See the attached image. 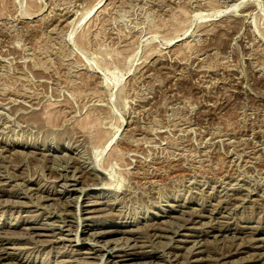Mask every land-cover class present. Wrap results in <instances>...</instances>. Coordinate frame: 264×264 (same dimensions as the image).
<instances>
[{
    "label": "rangeland",
    "instance_id": "rangeland-1",
    "mask_svg": "<svg viewBox=\"0 0 264 264\" xmlns=\"http://www.w3.org/2000/svg\"><path fill=\"white\" fill-rule=\"evenodd\" d=\"M0 255L264 264V0H0Z\"/></svg>",
    "mask_w": 264,
    "mask_h": 264
},
{
    "label": "bare ground",
    "instance_id": "bare-ground-1",
    "mask_svg": "<svg viewBox=\"0 0 264 264\" xmlns=\"http://www.w3.org/2000/svg\"><path fill=\"white\" fill-rule=\"evenodd\" d=\"M101 3V2H100ZM96 6H98V5H96ZM227 10V9H226ZM89 12V11H88ZM115 73H113L112 75H114ZM116 77V76H115ZM114 78V77H113ZM96 89V88H95ZM91 91V90H90ZM98 91V90H97ZM95 93H96V91H94ZM93 92V93H94ZM89 93V92H88ZM92 93V94H93ZM95 93L93 94V95H95ZM73 94V93H72ZM78 94H79V92H78ZM91 94V93H90ZM77 95V94H76ZM98 95V94H97ZM80 96V95H79ZM99 98V97H98ZM85 101V100H84ZM98 102V101H97ZM85 104V103H84ZM94 104V103H93ZM64 105V104H63ZM83 105V104H82ZM56 106V105H55ZM55 106H53V107H55ZM50 108V107H49ZM48 108V109H49ZM55 108H57V107H55ZM58 109V108H57ZM56 109V110H57ZM63 109V108H62ZM91 109V108H90ZM59 110V109H58ZM57 110V111H58ZM64 110V109H63ZM52 111H53V108H52ZM51 110H49L46 114H44V115H42L43 117H41V119L42 120H44L47 124H49L50 126L49 127H53V126H57V122H59V120H57V115L55 114V113H57V111L54 113V111L52 112ZM46 112V111H45ZM90 114V113H89ZM88 114V115H89ZM87 115V116H88ZM59 116V115H58ZM90 116V115H89ZM91 117V116H90ZM36 118H38V117H36ZM35 118V119H36ZM84 118H85V116H84ZM40 119V120H41ZM89 119V118H88ZM92 119H94V118H92ZM41 120V121H42ZM86 120H87V118H86ZM96 120V119H95ZM38 121H39V119H38ZM79 122V121H78ZM44 123V122H43ZM45 123V124H46ZM46 124V125H47ZM64 124V123H63ZM78 125H76V127L77 128H75L76 130H78L79 132H80V134H82V135H84V137H87L88 139H89V141L90 142H92L91 144H93L94 145V147H95V149H97L96 151V153H98V150H100L99 152H101V148H103V147H105V146H107L113 139L111 138H108V136H107V133L104 131V132H102V130H100V129H94L93 128V126H91V127H89V125L86 123L85 125L82 123L81 124V122H79V123H77ZM74 130V129H73ZM77 133V132H76ZM104 134V135H103ZM78 143V142H77ZM107 147H109V146H107ZM107 147H105V148H107ZM94 149V150H95ZM108 149V148H107ZM113 149V148H112ZM115 149H113V151H111V153L109 152V154L108 155H110L109 157H108V159H106V163H104V165H105V170L106 169H109V167H110V165H111V163H112V161H113V159L116 161H119L120 159L118 158V156H117V154H116V152L114 151ZM101 154H103L102 152H101ZM99 155H100V153H99ZM98 155V156H99ZM107 155V156H108ZM107 158V157H106ZM122 160V159H121ZM79 168V167H78ZM101 168V167H100ZM79 170V169H78ZM144 172V171H143ZM98 179H99V177H98ZM83 190V189H82ZM84 191V190H83ZM183 226V225H182ZM176 227V226H175ZM180 227H181V225H180ZM148 228V227H147ZM170 229V230H169ZM169 229H165V230H169L168 232H171V229H172V227L170 226V228ZM178 229H180V228H178ZM177 229V230H178ZM151 230H155L154 228H152V226H151ZM175 231V230H174ZM125 233V232H124ZM96 243H98L97 241H96ZM128 244V243H127ZM106 245V244H105ZM104 247V246H103ZM1 256V255H0ZM123 257H126V258H122V259H132V258H130L131 256L129 255V254H127V255H125V256H123ZM95 258V257H94ZM96 259H98V261H100L101 259H103V257L102 258H100V257H98V258H96ZM121 259V260H122ZM126 261V260H125ZM101 262H103L102 260L100 261V263ZM111 262H109V261H107L105 264H110ZM84 264H90V263H84ZM93 264V263H92Z\"/></svg>",
    "mask_w": 264,
    "mask_h": 264
}]
</instances>
